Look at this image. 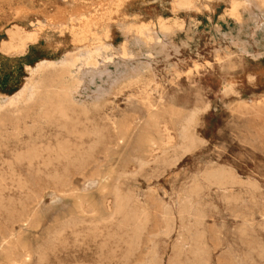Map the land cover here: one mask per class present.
Masks as SVG:
<instances>
[{
  "label": "rangeland",
  "instance_id": "374dc122",
  "mask_svg": "<svg viewBox=\"0 0 264 264\" xmlns=\"http://www.w3.org/2000/svg\"><path fill=\"white\" fill-rule=\"evenodd\" d=\"M177 1L178 0H0V32L12 29L15 26L32 30L37 28L36 26L40 23V31L43 34H48L49 32L54 34L56 31L59 35H65V37H57L56 40L53 41L56 45H63L60 51L52 57L53 61H45L40 63V65L60 62L67 58L69 54L70 56H74L81 51V49L86 48H93L94 51H96L98 47L103 46L101 52L105 53V60L102 59L103 56L98 57L99 63H102L99 64L97 68H100L101 72L94 76L95 78L87 76L85 74V68H81L80 71L77 70L75 72L74 75L76 81L74 80V77L70 78L71 82L74 80L78 85L76 88L72 89L73 92H75V101L79 107L77 110L88 109L93 112L89 113V116H84V118L81 113L79 114L77 112L78 114L74 113L77 115H71L72 118L74 116L80 122L82 121L81 124L83 126L80 125V129L86 127H88L87 129L89 131L93 129H101L105 135L104 144H101V147L100 145L95 147L93 150V158L90 159L89 162H86V164L85 162H59L54 159L53 155H48V149H54L59 144V141H69L72 145L80 143L79 140L74 137L71 138V136H68L66 132L63 131L62 125L65 122L57 118H51L47 121V119L44 120L40 114L38 115L37 113H34L20 124L18 127L20 130L16 131L11 126H8L4 131L0 132V224H2L0 225V244L2 246L4 245L2 249V246L0 245V255H2L0 257L7 258L9 254L8 259H12L14 264H24L25 262V264H49V262L50 264H76V262L77 264H84V262L85 264H119L122 261L124 263L122 262L121 264H146V261L148 262L147 264H149V262L153 264H156L157 262V264H197L199 263L198 258H196L193 253L195 246L194 238L200 235L202 236V245L200 247L204 249L206 248L205 251H208H206L205 259L202 261L203 264H207V262L208 264H264V16L257 8L253 7L248 0H235L237 5L239 4L238 8H242L239 10L240 16L242 17H240V20L235 19L231 15L228 16L230 14V5L232 6L234 0H194V5L192 7L193 10L191 8L192 11L190 9H176ZM194 7L196 9H194ZM81 16L83 18H81ZM72 18L79 21H77L78 29H86V35H79L77 39L74 38L70 30L73 25L70 21ZM128 18H130V20ZM163 20L170 26L168 28L169 31H161L160 23ZM62 24L65 28L61 27ZM144 24L148 26L146 31L147 35L144 33V35L141 36V39H138L140 35L137 34V29ZM68 25L70 27H68ZM88 30L89 32H87ZM171 31H173V33L175 32L174 35ZM106 32H108V34ZM153 32L156 34L153 35ZM91 38L94 41L91 40ZM104 38L108 41L106 42ZM145 40L148 43H146ZM149 42H151V44H149ZM127 43L129 44L126 45L127 49L132 54L130 56L131 58L124 57L121 54L122 45ZM138 43L140 45H138ZM144 44H148L149 46ZM159 44L162 45L160 46ZM162 46H165L167 49ZM154 50L155 52H153ZM156 53L160 54L156 55ZM217 53L219 55H217ZM40 65H38L36 69H28L30 75L28 79H26V82L33 76ZM132 69H138L136 71L137 73H130ZM119 77H122L119 83L113 85L112 81ZM101 88L109 90V93L104 97L106 100L103 98L100 105L98 104L100 107L98 106L97 109H95L97 101L94 99V95L98 89ZM142 89L144 91H142ZM21 90L22 88L15 94ZM149 92H151V95ZM198 93L199 95H197ZM15 94H11L9 97L0 98V102H6L7 99L9 100ZM104 103L108 104L105 105ZM188 111H193L192 114L195 116V124L193 125L191 132L196 138L197 146L192 152H189L182 157L180 150H178V145L180 144L179 132H181L180 121L189 117V115H192ZM195 111L197 112L198 117L195 115ZM90 115H92V117ZM115 119H117L116 122ZM85 121H88L89 124ZM125 122L130 124L133 123L132 132L125 143L120 145V150L116 141L117 130L115 129V123L117 127H119ZM29 126L31 127L29 128ZM144 134H148L160 145H162L163 142L166 143L168 141L166 136L170 135L171 145L169 144L168 147H172H170L165 154H163L161 150L154 153V155L158 156L156 159H148L150 162H142L143 164L140 162L134 163L136 160L133 158L137 156V152L135 151L137 150L138 140L143 138ZM108 137L111 141L107 140ZM85 142V148H89L94 144L92 143L94 142L92 138H86ZM29 147H38L37 149L42 153L39 160L29 163L27 161L18 160L16 155ZM114 150H118V152L121 151L122 153L120 152L118 155V152ZM101 152L103 154H101ZM99 153L102 156L98 155ZM169 154L172 157L169 156ZM109 157L111 158L110 160ZM179 157H182L180 161H178ZM174 162H177L175 167ZM107 163L108 167L105 166ZM138 163L142 166H139ZM143 167H145L146 170L145 168L143 169ZM223 168H227V170H230L232 173L234 172L235 180H237L232 184L226 186L223 185L220 188L216 182L207 180V173L205 172L206 170L209 172L211 169ZM87 169H89L91 173ZM106 170L110 171V173ZM141 170L146 172H142ZM101 172L103 174H101ZM76 173L79 175L77 176ZM7 174H9V177ZM84 175H86V177ZM63 177H65V181ZM67 178L69 179L67 180ZM131 178L133 179L131 180ZM195 178L198 181L195 180L194 182ZM120 179L122 181H120ZM118 180L120 182H118ZM192 180L194 182V187L195 184L199 182V186L201 187H199L198 190L193 191L194 188L191 187V185L193 186ZM134 181H136V183ZM67 183H71L70 186L69 184L66 186ZM55 185L58 187H55ZM124 185L127 187L125 188ZM114 186L116 187L114 188ZM118 186L120 188L122 186L121 189L124 190H119L120 188ZM184 186L186 189H184ZM62 187L67 192H64V190L61 191V189H63ZM70 189L73 193L69 191ZM187 189L192 191L189 192ZM127 190H133V194L129 191V194L131 193L132 195L130 194V196L128 194V196ZM261 190L263 193H261ZM125 191L126 194H124ZM258 191L261 192L259 193ZM116 193L117 195H115ZM80 194L81 196L79 198L82 197L81 199L78 198V195ZM90 194L94 196L95 200ZM114 195L115 197L120 196L122 203H124L123 209H121L119 213L118 209L114 207H117ZM192 195L194 196L191 197ZM36 196H39L40 198L38 197L37 199ZM181 196L184 197V199ZM260 196L262 197L260 198ZM69 197L72 198L70 199ZM128 197H131V200ZM32 198L35 201H33ZM136 199H138L137 202ZM197 199L200 200L198 201ZM77 200L79 203H77ZM185 200L188 201L186 202ZM194 200L196 202H194ZM231 200L235 203H231ZM253 200L255 202H253ZM184 201L186 203H184ZM188 202L190 203V206L188 205ZM26 203H28V205ZM76 203L78 205L80 204V209H76V206L78 207ZM181 204L182 206H185L180 208ZM192 204L194 205V208ZM229 204L231 206H229ZM29 205L30 207L27 208ZM37 205L39 209L37 208ZM186 205H188L189 208ZM200 206H202V208ZM184 207H187L185 213L182 211ZM5 208L6 210H4ZM113 208H115V213ZM134 208L135 210L133 211ZM140 208L143 210L141 209V211ZM71 209H73V211H71ZM179 209L182 211L181 214ZM188 209H191V211ZM26 211H28V213ZM188 211L190 213H187ZM199 211L202 213V216ZM28 214L30 218L28 217ZM141 214H144L143 217ZM185 214L188 216L187 218ZM139 215L140 218H138L137 221L136 218L139 217ZM5 217L6 219L4 222ZM123 217L126 218L121 222L124 225L121 224V226L119 225L120 227L115 225L116 223L120 224L119 221L124 219ZM21 218L22 221L19 220ZM62 218L63 220L57 221ZM184 218L186 220H184ZM24 219L27 220L24 221ZM98 219H103V222L100 221L102 224H100ZM109 219L111 220L109 221ZM141 219L145 221L143 222ZM36 220H40V222L38 221V223ZM78 220L81 222H78ZM84 220L87 222H84ZM105 220L108 221L105 222ZM20 221L22 224L19 223ZM125 221L127 222V225L129 223L128 227ZM168 221L170 223H168ZM24 222L28 224L26 225ZM77 222L81 224H78ZM131 222L132 224H130ZM9 223L10 225L14 223L16 224L10 226ZM63 223L65 227L62 226ZM174 223H176L175 226ZM34 224L36 225L35 227L33 226ZM3 225L4 227H2ZM37 225L41 226V228ZM78 225H80V227ZM32 226L38 230H35ZM93 226H97V228H94ZM165 226H167L168 229ZM105 227H109V229H106L108 232L104 231ZM121 227L122 229H120ZM139 227L141 229H139ZM185 227H187L186 230L184 229ZM58 228H60V230ZM126 228L129 231H126ZM180 229H182V231ZM47 230L50 232H47ZM88 230H90V233ZM199 230L200 232H198ZM76 231L78 233H76ZM95 231H100L102 233ZM114 231L117 233H114ZM109 232L111 234H109ZM48 233H52L51 235L53 236ZM79 233H82L81 236ZM114 234H116L115 237H113ZM122 235L123 237H121ZM23 236L24 239L21 238ZM93 236H96L95 239ZM168 236L170 237L168 238ZM63 237L67 239L64 241ZM85 237L88 242L84 240ZM118 237L119 239H117ZM126 237L128 239L131 238L133 241H130V239L128 240ZM109 238L111 239L110 242ZM141 238L143 239L142 241H140ZM23 240L25 244L29 245H22L21 242ZM51 240H53V242ZM73 240H75V242ZM95 240H97L96 243ZM184 240L185 242L187 240L189 245L190 243L192 244L190 246L187 243L182 245ZM66 241L70 243H67ZM125 241L127 242L126 245ZM135 241L138 242L136 243ZM6 242H8V245ZM42 242H46L48 245L46 243L43 244ZM51 242L52 244H50ZM205 242L208 245H206ZM41 243L43 246L40 245ZM119 243L121 244L118 245ZM67 244H71L69 245L71 248L67 247ZM85 244L87 246L86 248ZM185 245L186 248L180 247ZM60 246L62 248H60ZM64 246L65 248H63ZM105 246L106 248H104ZM109 246L110 250L107 248ZM125 246L127 248H125ZM260 246L261 248H259ZM24 248H26V250H24ZM144 248L146 249L143 251ZM1 250L3 252H1ZM54 250L55 252H53ZM107 250L111 253H108ZM132 250L134 251L132 252ZM136 250L139 255L135 253ZM4 251H7V255H5L6 253ZM106 253L112 255L107 257ZM151 253L153 256H150L152 255ZM15 254L17 256H15ZM35 254H37V256H35ZM117 254L120 259L122 258L121 261L118 259ZM100 257L101 259H99ZM174 257H179V259H177L178 261H175ZM2 258H0V264L8 261V259L1 260ZM29 258H31V260ZM131 258L133 260H131ZM248 258L252 262L249 261ZM17 261H19V263ZM13 262L8 261L9 264H13Z\"/></svg>",
  "mask_w": 264,
  "mask_h": 264
},
{
  "label": "bare ground",
  "instance_id": "6f19581e",
  "mask_svg": "<svg viewBox=\"0 0 264 264\" xmlns=\"http://www.w3.org/2000/svg\"><path fill=\"white\" fill-rule=\"evenodd\" d=\"M200 1V0H199ZM214 1V0H213ZM248 1H250L251 2V5L253 6V7H255V8H257L260 12H261V14L264 16V0H248ZM238 2V1H237ZM245 3V2H244ZM241 4V3H240ZM243 4V3H242ZM193 5H194V0H178L177 1V3H176V9H178V10H188V9H190L191 10V8L193 7ZM239 5V4H238ZM238 5H237V3L235 2V0L233 1V4H232V6L230 5V11H229V15L228 16H232V17H234L235 19H237V20H240V9H242V8H238ZM248 5V4H247ZM99 6V5H98ZM243 6V5H242ZM250 6V5H249ZM244 7V6H243ZM247 7V6H246ZM245 8V7H244ZM98 9H99V7H98ZM194 9H196L195 7H194ZM198 9V8H197ZM246 9V8H245ZM192 10H193V8H192ZM191 10V11H192ZM250 10V9H249ZM174 11V10H173ZM199 11V10H198ZM175 12V11H174ZM79 13H81V12H79ZM179 13V12H178ZM94 15V14H93ZM226 15V14H225ZM227 16V15H226ZM81 18H83L82 16H81ZM242 18V17H241ZM258 18V17H257ZM264 18V17H263ZM88 19V18H87ZM129 20H130V18H128ZM135 19V18H134ZM137 19H139V18H137ZM161 19V18H160ZM83 20V19H82ZM86 20V19H85ZM159 20V19H158ZM168 20V19H167ZM223 20V19H222ZM260 20V19H259ZM70 21H71V23H73V25H72V28H70V30H71V34L74 36V38L75 39H77L78 38V36L80 35H86V29L85 28H83V29H78L77 27H78V20L77 19H74V18H72V19H70ZM78 21V22H77ZM81 21V20H80ZM172 21V20H171ZM255 21V20H254ZM256 21H258V20H256ZM264 21V20H263ZM39 22V21H38ZM102 22V21H101ZM180 22H181V20H180ZM224 22V21H223ZM241 22V21H240ZM82 23V22H81ZM182 23V22H181ZM243 23V22H242ZM252 23V22H251ZM40 24V23H39ZM37 25V28L38 29H36V30H34L33 32H26V31H24L22 28H20V27H17V26H15V27H13L11 30H9L8 31V34H9V39H10V43L9 44H4L3 46L4 47H2V48H4V50H18V52L20 51V53H21V50H23L24 48H25V46H26V44L28 43V42H34V41H36L37 39H38V36H39V32H41L40 30H41V28H40V25ZM185 24V23H184ZM174 25V24H173ZM172 25V26H173ZM182 25V24H181ZM44 26V25H43ZM135 26V25H134ZM149 26H151V25H149ZM178 26V25H177ZM45 27V26H44ZM61 27L63 28L64 27V25L62 24L61 25ZM68 27H70L69 25H68ZM104 27V26H103ZM122 27V26H121ZM136 27V26H135ZM160 27H161V31H164V30H168V28L170 27L169 25H167L166 23H165V21L163 20L161 23H160ZM240 27H242V26H240ZM247 27H249V26H247ZM43 28V27H42ZM65 28V27H64ZM94 28V27H93ZM96 28V27H95ZM108 28V27H107ZM172 28V27H171ZM177 28V27H176ZM219 28V27H218ZM109 29V28H108ZM121 29V28H120ZM147 29H148V26H146L145 24L144 25H142V26H140L138 29H137V34H139L140 35V37L138 38V39H141V36L142 35H144V33H146V31H147ZM188 29V28H187ZM229 29V28H228ZM249 29V28H248ZM264 29V28H263ZM151 30V29H150ZM218 30V29H217ZM241 30V29H240ZM239 30V31H240ZM134 31H136V30H134ZM155 31V30H154ZM169 31V30H168ZM178 31V30H177ZM184 31V30H183ZM219 31V30H218ZM87 32H89V30L87 31ZM99 32H101V31H99ZM130 32H132V31H130ZM129 32V33H130ZM172 33H173V31H171ZM95 33V32H94ZM105 33V32H104ZM107 34H108V32H106ZM175 33V32H174ZM174 33H173V35H174ZM241 33V32H240ZM93 34V33H92ZM96 34V33H95ZM110 34V33H109ZM154 34H156V33H154L153 32V35ZM168 34V33H167ZM170 34V33H169ZM134 35H136V34H134ZM146 35H147V33H146ZM172 35V34H171ZM92 36V35H91ZM101 36V35H100ZM125 36V35H124ZM167 36V35H166ZM170 36V35H169ZM240 36V35H239ZM250 36V35H249ZM83 37V36H82ZM135 37V36H134ZM150 37H151V35H150ZM152 37H154V36H152ZM158 37V36H157ZM93 38V37H92ZM91 38V40H93V39H95V38H93L92 39ZM97 38H98V32H97ZM99 38H101V37H99ZM229 38V37H228ZM240 38V37H239ZM74 39V40H75ZM109 39V38H108ZM137 39V40H138ZM146 39V38H145ZM159 39V38H158ZM169 39V38H168ZM16 40H18L19 42V44L20 45H18V43H17V45L18 46H15V42H16ZM80 40V39H79ZM78 40V41H79ZM104 40H105V38H104ZM132 40V39H131ZM134 40V39H133ZM156 40V39H155ZM232 40H233V38H232ZM89 41V40H88ZM94 41V40H93ZM106 41V40H105ZM108 41V40H107ZM106 41V42H107ZM141 41V40H140ZM83 42H84V40H83ZM82 42V43H83ZM90 42V41H89ZM88 42V43H89ZM102 42V41H101ZM100 42V43H101ZM142 42V41H141ZM145 42H146V40H145ZM241 42H242V40H241ZM97 43V42H96ZM124 43V42H123ZM144 43V42H143ZM146 43H148V42H146ZM171 43H172V41H171ZM14 44V45H13ZM84 44V43H83ZM136 44V43H135ZM149 44H151V42H149ZM158 44V43H157ZM163 44V43H162ZM161 44V45H162ZM77 45V44H76ZM126 45H129L128 43L127 44H125V45H122V47H121V54L124 56V57H130L132 54L128 51V49H127V46ZM137 45V44H136ZM138 45H140L139 43H138ZM144 45H148V44H144ZM160 45V44H159ZM160 45V46H161ZM164 45V44H163ZM98 46V45H97ZM100 46V45H99ZM149 46V45H148ZM147 46V47H148ZM158 46V45H157ZM166 46V45H165ZM164 46V47H165ZM170 46H172V45H170ZM94 47V46H93ZM163 47V46H162ZM163 47V48H164ZM248 47H249V45H248ZM149 48V47H148ZM151 48V47H150ZM166 48V47H165ZM244 48V47H243ZM102 49H103V46H101V47H98V49L96 50V51H94V49L93 48H86V49H81V51H79L76 55H74V56H70V54H69V56L67 57V58H65V59H63L62 61H60V62H57V63H48V64H39L40 66L38 67V69L36 70V72L33 74V76L26 82V84L24 85V87L22 88V90L20 91V92H18L17 94H15L13 97H11L8 101L6 100V102H0V132L1 131H4V129L6 128V127H8V126H11L12 128H14L16 131L17 130H20L18 127L20 126V124L22 123V122H24L26 119H28L31 115H33L34 113H37L38 115L40 114L41 115V117H43L44 118V120L45 119H47V121H48V119H51V118H57V119H59V120H61V121H63V122H65V123H63V125H62V129H63V131H65L66 132V134L68 135V136H71V138L72 137H74L75 139H77V140H79L80 141V143L79 144H74V145H72L71 144V142H69V141H64V142H60L59 141V144L54 148V149H48L49 150V153H48V155L49 154H51V155H53V157H54V159L55 160H57V161H59V162H61V161H65V162H85V164H86V162H89V160L90 159H92L93 158V150L95 149V147L96 146H99L100 145V147H101V144H104V137H105V135L103 134V132L101 131V129L99 130V129H93V130H88L87 128L88 127H86V128H82V129H80L79 128V126L80 125H82L81 123H82V121L80 122L76 117H74L73 116V118H72V114H74V113H81L82 115H83V118H84V116H89V113H91L92 111H90V110H88V109H81L80 111H78L77 110V108H79L78 107V104L76 103V101H75V92H73V88H76L78 85H77V82H75L76 80H75V72L78 70V71H80V69L81 68H85V74L87 75V76H91V78H95L94 76H96L99 72H101L100 71V68H97L98 67V65L99 64H101V63H99V59H98V57L99 56H103V60H105V53L104 52H101L102 51ZM109 49V48H108ZM113 49V48H112ZM111 49V50H112ZM167 49V48H166ZM240 49V48H239ZM149 50V49H148ZM151 50H153V49H151ZM150 50V51H151ZM163 50H165V49H163ZM1 51V50H0ZM16 52V51H15ZM99 52H101V53H99ZM108 52V51H107ZM112 52H113V50H112ZM153 52H155V50L153 51ZM158 52H160V51H158ZM240 52V51H239ZM2 53V52H1ZM241 53V52H240ZM239 53V54H240ZM12 54H14V53H12ZM22 54V53H21ZM25 54V53H24ZM158 54H160V53H158ZM157 53H156V55H158ZM15 55V54H14ZM13 55V56H14ZM217 55H219L218 53H217ZM18 56V55H17ZM143 56V55H142ZM235 56V55H234ZM261 56V55H260ZM107 57V56H106ZM146 57V56H145ZM157 57V56H156ZM169 57V56H168ZM127 58V59H128ZM131 58V57H130ZM137 58V57H136ZM148 58V57H147ZM155 58V57H154ZM110 59V58H109ZM124 59V58H123ZM134 59V58H133ZM146 59V58H145ZM135 60V59H134ZM151 61V60H150ZM105 63V62H104ZM113 63V62H112ZM108 64V63H107ZM147 65V64H146ZM36 69V68H35ZM151 69V68H150ZM138 69H132V71L130 72V73H132V72H136ZM34 71V70H33ZM148 71H150V70H148ZM147 71V72H148ZM137 73V72H136ZM135 73V74H136ZM144 73H146V72H144ZM79 74V73H78ZM77 74V75H78ZM141 74V73H140ZM149 74V73H148ZM131 75V74H130ZM139 75V74H138ZM143 75V74H142ZM99 76V75H98ZM179 76V75H178ZM72 77H74V80H73V82H71V80H70V78H72ZM77 77V76H76ZM108 77H109V75H108ZM107 77V78H108ZM130 77V76H129ZM139 77V76H138ZM138 77H137V79H138ZM141 77V76H140ZM153 77V76H152ZM122 77H119V78H117L116 80H114V81H112V84L113 85H117V83H119V81H120V79H121ZM128 78V77H127ZM132 78V77H131ZM131 78H129V79H131ZM143 78H144V76H143ZM174 78V77H173ZM83 79V78H82ZM145 79H147V78H145ZM94 80V79H93ZM135 80V79H134ZM139 80V79H138ZM148 80V79H147ZM152 80H153V78H152ZM126 81H127V79H126ZM149 81H151V80H149ZM111 82V81H110ZM152 82V81H151ZM129 83V82H128ZM172 83V82H171ZM107 84H109V83H107ZM111 84V83H110ZM142 84V83H141ZM151 84V83H150ZM112 85V86H113ZM125 85V84H124ZM129 85H131V84H129ZM135 85V84H134ZM228 85V84H227ZM132 86V85H131ZM135 86H137V85H135ZM150 86V85H149ZM153 86V85H152ZM99 87V86H98ZM118 87V86H117ZM122 88V87H121ZM138 88V87H137ZM136 88V89H137ZM147 88V87H146ZM97 89V88H96ZM111 89V88H110ZM115 89V88H114ZM150 89V88H149ZM149 89H147V90H149ZM158 89V88H157ZM138 90H140V89H138ZM155 90H156V88H155ZM115 91V90H114ZM137 91V90H136ZM142 91H144L143 89H142ZM138 92V91H137ZM141 92V91H140ZM224 92V91H223ZM109 93V90H107V89H104V88H101V89H98V91L95 93V95H94V99L97 101V105L95 106V109H97V107L100 105V102L102 101V99L105 97V96H107V94ZM118 93V92H117ZM121 93V92H120ZM150 93V95H151V92H149ZM229 93V92H228ZM144 94H146V93H144ZM197 95H199V93L197 94ZM229 95V94H228ZM114 96H115V94H114ZM201 96V95H200ZM110 97V96H109ZM138 97V96H137ZM116 98V97H115ZM105 99V98H104ZM133 99V98H132ZM136 99V98H135ZM160 99V98H159ZM2 100V99H1ZM106 100V99H105ZM104 100V101H105ZM112 102V101H111ZM164 103V102H163ZM204 103V102H203ZM202 103V104H203ZM99 104V105H98ZM105 105L106 104H108V103H104ZM103 104V105H104ZM159 104V103H158ZM200 104V103H199ZM200 106V105H199ZM208 106V105H207ZM100 107V106H99ZM103 107V106H102ZM150 107H152V106H150ZM209 107V106H208ZM207 107V108H208ZM149 108V107H148ZM153 108V107H152ZM204 108V107H203ZM211 108V107H210ZM99 109V108H98ZM140 110V109H139ZM196 110V109H195ZM98 111V110H97ZM141 111V110H140ZM202 111H205V110H202ZM188 112H190V111H188ZM77 113V114H78ZM93 113V112H92ZM141 113V112H140ZM144 113V112H143ZM180 113V112H179ZM193 113V111L192 112H190V114H192ZM195 115L197 116V112L195 111ZM77 114H74V115H77ZM144 115H145V113H144ZM147 115V114H146ZM175 115V114H174ZM202 115V114H201ZM37 116V115H36ZM91 117H92V115H90ZM136 116V115H135ZM33 117V116H32ZM80 117V116H79ZM78 117V118H79ZM138 117V116H137ZM143 117V116H142ZM174 117V116H173ZM198 117V116H197ZM106 118H108V117H106ZM123 118V117H122ZM138 118H140V117H138ZM145 118H146V116H145ZM37 119H38V117H37ZM100 119V118H99ZM120 119V118H119ZM134 119H136V118H134ZM144 119V118H143ZM150 119V118H149ZM33 120H35V119H33ZM111 120V119H110ZM116 120L117 119H115V122H116ZM122 120V119H121ZM137 120V119H136ZM139 120V119H138ZM154 120H155V117H154ZM37 121V120H36ZM58 121V120H57ZM97 121V120H96ZM103 121V120H102ZM108 121V120H107ZM126 121V120H125ZM145 121V120H144ZM144 121H143V123H144ZM197 121H198V119H197ZM27 122V121H26ZM32 122V121H31ZM50 122V121H49ZM55 122V121H54ZM86 122V121H85ZM111 122V121H110ZM140 122V121H139ZM199 122H200V120H199ZM86 123H88V121L86 122ZM86 123H83V124H86ZM103 123V122H102ZM104 123H105V121H104ZM132 123V122H131ZM62 124V123H61ZM89 124V123H88ZM98 124H99V120H98ZM120 124V123H119ZM195 124V116L192 114L191 116L189 115V117H187V118H184L183 120H181L180 121V125H181V132H179V134H180V144L178 145V150H180V152H181V156L183 157V156H185V154H187V153H189V152H192L195 148H196V146H197V142H196V138L194 137V135H192V132H191V130H192V128H193V125ZM26 125V124H25ZM24 125V126H25ZM50 125V124H49ZM54 125H56V124H54ZM102 125V124H101ZM100 125V126H101ZM106 125H108V124H106ZM112 125V124H111ZM132 125H133V123L132 124H130V123H127V122H125V123H122L119 127H117V125H116V123H115V129L117 130V135H116V141H117V146L120 148V145H123L124 143H125V141L129 138V136L131 135V130H132ZM155 125H157V124H155ZM23 126V127H24ZM83 126V125H82ZM88 126V125H87ZM138 126V125H137ZM141 126V125H140ZM31 126H29V128H30ZM81 127V126H80ZM101 127H103V126H101ZM107 127V126H106ZM113 127V126H112ZM135 127V126H134ZM134 127H133V129H134ZM22 128V127H21ZM37 128V127H36ZM59 128V127H58ZM98 128H99V125H98ZM104 128V127H103ZM198 128H199V126H198ZM40 129V128H39ZM106 129V128H105ZM110 129V128H109ZM108 129V130H109ZM138 129V128H137ZM23 130H25V129H23ZM112 130V129H111ZM115 130V131H116ZM62 131V130H61ZM62 131V132H63ZM142 131V130H141ZM144 131V130H143ZM109 132V131H108ZM135 132V131H134ZM137 132V131H136ZM106 133V132H105ZM140 133V132H139ZM112 134V133H111ZM195 134V133H194ZM138 135V134H137ZM108 136H111V135H108ZM114 136V135H113ZM179 136V135H178ZM136 137V136H135ZM86 138H92L93 139V141L94 142H92V143H94L93 144V146H91V147H89V148H85L84 146V144L86 143L85 142V139ZM137 138V137H136ZM166 138L168 139V141L166 142V143H162V145H160L157 141H155L154 139H152L148 134H144V137L143 138H141V139H139L138 140V144H137V150L135 151V152H137V156H135V158H133V159H135L136 161H134V163H136V162H140V163H142V162H150V160H148V159H150V158H152V159H156V157L158 156V155H154V153H156V152H158V151H162V153L163 154H165L166 153V151L170 148V147H172V146H169L168 147V145L170 144V135H167L166 136ZM69 139V138H68ZM65 140H67V139H65ZM71 140H73V139H71ZM108 141L110 140L109 139V137H108V139H107ZM114 140V139H113ZM135 140V139H134ZM111 141V140H110ZM115 141V140H114ZM75 142V141H74ZM73 142V143H74ZM91 143V142H90ZM111 143V142H110ZM113 143V142H112ZM203 143V142H202ZM54 144V143H53ZM57 144V143H56ZM133 144V143H132ZM47 145V144H46ZM87 145V144H86ZM89 145V144H88ZM114 145V144H113ZM171 145V144H170ZM30 146V145H29ZM40 146V145H39ZM90 146V145H89ZM111 146V145H110ZM42 147V146H41ZM48 147V146H47ZM47 147H44V148H47ZM53 147H54V145H53ZM99 147V148H100ZM104 147V146H103ZM38 148V147H37ZM36 147H29V148H27V149H25V150H23V151H21V153L19 152L16 156H17V159L18 160H23V161H27L28 163L29 162H34V161H36V160H39V158L41 157V155H42V153L37 149ZM52 148V147H51ZM105 148V147H104ZM107 148V147H106ZM175 148V147H174ZM173 148V149H174ZM177 148V147H176ZM129 149H130V146H129ZM109 150V149H108ZM120 150H121V148H120ZM134 150H135V148H134ZM99 151H102V150H99ZM110 151H111V149H110ZM114 151H116V150H114ZM116 152H118V150L116 151ZM121 152V151H120ZM120 152H118V155L120 154ZM98 153V152H97ZM122 153V152H121ZM128 153V152H127ZM101 154H103L102 152H101ZM100 153L98 154V155H101ZM116 154V153H115ZM125 154V153H124ZM47 155V154H46ZM48 155H47V157H48ZM114 155V154H113ZM117 155V154H116ZM168 155V154H167ZM95 156V155H94ZM102 156V155H101ZM143 156H144V159H143ZM166 156V155H165ZM169 156H171L170 154H169ZM107 157H108V155H107ZM116 157V156H115ZM118 157V156H117ZM167 157V156H166ZM172 157V156H171ZM182 157H179L178 158V161H180V159L182 158ZM15 158V157H14ZM114 158V157H113ZM161 158V157H160ZM45 159H47V158H45ZM96 159V158H95ZM111 158L109 157V160H110ZM163 159H164V157H163ZM166 159V158H165ZM105 160V159H104ZM103 160V161H104ZM11 161V160H10ZM14 161H16V160H14ZM98 161V160H97ZM18 162V161H17ZM51 162V161H50ZM54 162V161H53ZM111 162V161H110ZM8 163H9V161H8ZM95 163V162H94ZM155 163V162H154ZM175 163V162H174ZM177 163V162H176ZM176 163L174 164V167H175V165H176ZM11 164V163H10ZM38 164V163H37ZM47 164V163H46ZM57 164V163H56ZM64 164V163H63ZM71 164V163H70ZM143 164V163H142ZM157 164H159V163H157ZM28 165H30V164H28ZM42 165V164H41ZM67 165H69V164H67ZM73 166H75L74 164H72ZM79 165V164H78ZM88 165V164H87ZM137 165V164H136ZM138 165H139V163H138ZM141 165V164H140ZM139 165V166H140ZM154 165V164H153ZM161 165V164H160ZM178 165V164H177ZM43 166V165H42ZM91 166H92V164H91ZM105 166H107L108 167V163H107V165H105ZM142 166V165H141ZM148 166H150V165H148ZM104 167V166H103ZM210 167V166H209ZM213 167V166H212ZM223 167V166H222ZM65 168V167H64ZM82 168V167H81ZM141 168V167H140ZM145 167H143V169H144ZM163 168V167H162ZM228 168V167H227ZM227 168H223V169H214V170H212L211 169V171H209V172H207V170H206V172L205 173H207V180H209V181H214V182H216V184H218L219 186H220V188H221V186H223V185H228V184H232L234 181H236L235 180V176H234V172L232 173L230 170H227ZM67 169V168H66ZM76 169H77V167H76ZM84 169V168H83ZM114 169V168H113ZM154 169V168H153ZM164 169V168H163ZM168 169V168H167ZM170 169V168H169ZM73 170V169H72ZM78 170V169H77ZM81 170V169H80ZM87 170H89V169H87ZM99 170V169H98ZM110 170V169H109ZM145 170H146V168H145ZM148 170V169H147ZM84 171H86V170H84ZM102 171V170H101ZM107 171V170H106ZM122 171V170H121ZM120 171V172H121ZM142 172L144 171V170H141ZM164 171H167V170H164ZM60 172V171H59ZM65 172V171H64ZM73 172H74V170H73ZM82 172H83V170H82ZM81 172V173H82ZM89 172H90V170H89ZM94 172V171H93ZM96 172H97V170H96ZM99 172H100V170H99ZM105 172V171H104ZM108 173H110V171H107ZM112 172V171H111ZM144 172H146V171H144ZM153 172V171H152ZM55 173V172H54ZM62 173V172H61ZM75 173V172H74ZM91 173V172H90ZM106 173V172H105ZM119 173V172H118ZM129 173V172H128ZM151 173V172H150ZM165 173V172H164ZM55 174H57V173H55ZM54 174V175H55ZM69 174V173H68ZM77 174V173H76ZM93 174V173H92ZM95 174V173H94ZM101 174H103L102 172H101ZM123 174V173H122ZM137 174V173H136ZM139 174V173H138ZM141 174V173H140ZM8 175V177H9V174H7ZM11 175V174H10ZM13 175V174H12ZM62 175V174H61ZM79 174H77V176H78ZM96 175V174H95ZM142 175V174H141ZM15 176V175H14ZM52 176H53V174H52ZM68 176V175H67ZM72 176H73V174H72ZM76 176V175H75ZM85 177H86V175H84ZM107 176H108V174H107ZM123 176H124V174H123ZM165 176V175H164ZM197 176H198V174H197ZM205 176V177H206ZM104 177H106V176H104ZM121 177V176H120ZM134 177V176H133ZM138 177H140V176H138ZM142 177V176H141ZM147 177V176H146ZM0 178H1V176H0ZM11 178V177H10ZM14 178V177H13ZM49 178V177H48ZM64 178V181H65V177H63ZM103 178V177H102ZM119 178V177H118ZM143 178V177H142ZM238 178V177H237ZM61 179V178H60ZM69 178H67V180H68ZM99 179V178H98ZM101 179V178H100ZM133 178H131V180H132ZM135 179V178H134ZM149 179V178H148ZM66 180V181H67ZM72 180H73V178H72ZM72 180H71V182H72ZM127 180V179H126ZM130 180V181H131ZM195 180H196V178L194 179V182H195ZM203 180V179H202ZM62 181V180H61ZM120 181H122L121 179H120ZM119 180H118V182H120ZM124 181V180H123ZM196 181H198V180H196ZM201 181V180H200ZM18 182V181H17ZM108 182V181H107ZM132 182V181H131ZM135 183H136V181H134ZM133 182V183H134ZM192 182H193V180H192ZM194 182L192 183L193 184V186L191 185V187L192 188H194L193 189V191L194 190H198V188L199 187H201V186H199V182L198 183H196L195 184V187H194ZM60 183V182H59ZM207 183V182H206ZM211 183V182H210ZM238 183V182H237ZM12 184H13V182H12ZM68 184L69 183H67V185L66 186H68ZM71 184V183H70ZM70 184H69V186H70ZM73 184V183H72ZM100 184H102V183H100ZM119 184V183H118ZM121 184V183H120ZM125 184V183H124ZM127 184V183H126ZM213 184V183H212ZM215 184V185H216ZM57 185V184H56ZM55 185V187H58V186H56ZM64 185H65V183H64ZM122 185V184H121ZM258 185H260V184H258ZM52 186H53V184H52ZM51 186V187H52ZM74 186V185H73ZM209 186H210V184H209ZM217 186V185H216ZM218 186V187H219ZM116 186H114V188H115ZM119 187V186H118ZM124 187L126 188L127 186H125L124 185ZM123 187V188H124ZM217 187V188H218ZM11 188V187H10ZM54 188V187H53ZM52 188V189H53ZM63 188V187H62ZM75 188V187H74ZM120 188V187H119ZM121 188H122V186H121ZM119 189V190H124V189ZM192 188H190V189H192ZM213 188V187H212ZM59 189H60V187H59ZM59 189H57V190H59ZM72 189V188H71ZM71 189L69 190L70 192H71ZM101 189V188H100ZM135 189V188H134ZM184 189H186L185 188V186H184ZM210 189V188H209ZM254 189V188H253ZM255 189H256V186H255ZM23 190V189H22ZM25 190V189H24ZM29 190V189H28ZM62 190H64V188L63 189H61V191ZM188 191H189V189H187ZM202 190V189H201ZM232 190V189H231ZM250 190V189H249ZM60 191V190H59ZM58 191V192H59ZM60 191V192H61ZM74 191V190H73ZM113 191H114V189H113ZM130 191V190H129ZM129 191L127 190V195L129 194ZM133 191V190H132ZM132 191H130L131 193H132ZM186 191V190H185ZM190 191H192V190H190ZM189 191V192H190ZM246 191H248V190H246ZM252 191V190H251ZM250 191V192H251ZM262 191V190H261ZM260 191V192H261ZM64 192H67V191H65L64 190ZM80 192V191H79ZM123 192V191H122ZM121 192V193H122ZM179 192H180V190H179ZM205 192V191H204ZM210 192V191H209ZM242 192V191H241ZM240 192V193H241ZM249 192V191H248ZM259 192V191H258ZM259 192V193H260ZM27 193V192H26ZM71 193H73V192H71ZM78 193V192H77ZM114 193V192H113ZM112 193V194H113ZM119 193V192H118ZM130 193V194H131ZM136 193V192H135ZM199 193V192H198ZM236 193V192H235ZM247 193V192H246ZM261 193H263V191L261 192ZM38 194V193H37ZM69 194V193H68ZM79 194V193H78ZM123 194V193H122ZM124 194H126V191L124 192ZM129 194V195H130ZM133 194V193H132ZM131 194V195H132ZM195 194V193H194ZM200 194V193H199ZM252 194V193H251ZM23 195V194H22ZM27 195V194H26ZM39 195V194H38ZM74 195V194H73ZM84 195V194H83ZM86 195V194H85ZM90 195H92V194H90ZM115 195H117V193L115 194ZM115 195H114V197H115ZM119 195V194H118ZM128 195V196H129ZM130 195V196H131ZM184 195V194H183ZM222 195V194H221ZM25 196V195H24ZM30 196H31V194H30ZM81 196V194L80 195H78V198ZM93 196V195H92ZM112 196V195H111ZM194 195H192L191 197H193ZM241 196V195H240ZM252 196V195H251ZM37 197V196H36ZM39 197V196H38ZM38 197H37V199H38ZM42 197V196H41ZM83 197H85V196H83ZM124 197V196H123ZM127 197V196H126ZM134 197H135V194H134ZM179 197V196H178ZM182 197V196H181ZM190 197V196H189ZM201 197V196H200ZM199 197V198H200ZM228 197H229V195H228ZM236 197V196H235ZM247 197H248V195H247ZM250 197V196H249ZM254 197V196H253ZM262 196H260V198H261ZM40 198V197H39ZM43 198V197H42ZM70 198V197H69ZM72 198V197H71ZM70 198V199H71ZM76 198V197H75ZM74 198V199H75ZM82 198V197H81ZM81 198H79V199H81ZM93 199H94V196L92 197ZM96 198V197H95ZM129 198V197H128ZM131 198V197H130ZM129 198V199H130ZM132 198H133V196H132ZM183 199H184V197H182ZM240 198V197H239ZM33 199V198H32ZM31 199V200H32ZM100 199V198H99ZM116 199V200H115ZM115 201H116V203H117V207L116 206H114L115 208H117L118 209V213L120 212V210L121 209H123V204L124 203H122V200H121V198H120V196H117V197H115ZM134 199V198H133ZM188 199V198H187ZM228 199V198H227ZM230 199H231V197H230ZM25 200H26V198H25ZM73 200V199H72ZM95 200V199H94ZM110 200V199H109ZM131 200V199H130ZM137 200L138 199H136V202H137ZM179 200V199H178ZM177 200V201H178ZM198 200V199H197ZM200 200V199H199ZM198 200V201H199ZM229 200V199H228ZM238 200V199H237ZM236 200V201H237ZM255 200V199H254ZM253 200V202H255ZM259 200V199H258ZM1 201V200H0ZM19 201V200H18ZM24 201V200H23ZM27 201V200H26ZM33 201H35L34 199H33ZM32 201V202H33ZM37 201H39V200H37ZM36 201V202H37ZM74 201V200H73ZM78 201V200H77ZM99 201V200H98ZM107 201V200H106ZM135 201V200H134ZM186 201V200H185ZM184 201V203H186ZM222 201H223V199H222ZM226 201V200H225ZM232 201V200H231ZM240 201H241V199H240ZM243 201H244V199H243ZM7 202V201H6ZM126 202V201H125ZM192 202V201H191ZM194 202H196L195 200H194ZM245 202V201H244ZM243 202V203H244ZM34 203V202H33ZM39 203H41V202H39ZM39 203H38V205H39ZM77 203H79V201L77 202ZM76 203V204H77ZM81 203V202H80ZM100 203V202H99ZM106 203V202H105ZM133 203H135V202H133ZM183 203V202H182ZM183 203V204H184ZM202 203V202H201ZM231 203H235V202H231ZM2 204V203H1ZM4 204V203H3ZM27 205H28V203H26ZM29 204H31V203H29ZM36 204V203H35ZM85 204V203H84ZM137 204H139V203H137ZM190 203L188 202V205H189ZM38 205H37V208H38ZM78 205V204H77ZM80 205V204H79ZM79 205H78V207L76 206V209H78L79 208ZM87 205V204H86ZM99 205V204H98ZM132 205H135V204H132ZM179 205V204H178ZM188 205H186L187 207H188ZM193 205V204H192ZM200 205V204H199ZM209 205V204H208ZM5 206H6V204H5ZM10 206V205H9ZM8 206V207H9ZM102 206V205H101ZM125 206H126V204H125ZM183 206H185V205H183ZM182 206V204L180 205V208H182L183 207ZM190 206V205H189ZM207 206V205H206ZM205 206V207H206ZM229 206H231L230 204H229ZM28 207H30V205L29 206H27V208ZM32 207V206H31ZM106 207V206H105ZM128 207V206H127ZM137 207V206H136ZM141 207V206H140ZM145 207V206H144ZM144 207H143V209H144ZM186 207V208H187ZM192 207V206H191ZM201 208H202V206H200ZM11 208V207H10ZM33 208V207H32ZM115 208H113L114 209V213H115ZM129 208H130V206H129ZM185 207L183 208V212L185 213L186 212V209ZM189 208V207H188ZM193 208H194V205H193ZM35 209V208H34ZM39 209V208H38ZM80 209V208H79ZM102 209V208H101ZM117 209H116V211H117ZM139 209V208H138ZM142 208H140V210H141ZM142 209V210H143ZM178 209V208H177ZM207 209V208H206ZM4 210H6V208L4 209ZM14 210V209H13ZM29 210V209H28ZM36 210V209H35ZM126 210H127V208H126ZM132 210V209H131ZM135 210V208L133 209V211ZM141 210V211H142ZM145 210V209H144ZM171 210V209H170ZM169 210V211H170ZM180 210V209H179ZM188 210H190L191 211V209H188ZM204 210V209H203ZM216 210V209H215ZM32 211H34V210H32ZM31 211V212H32ZM38 211V210H37ZM71 211H73V209H71ZM111 211V210H110ZM172 211H173V209H172ZM181 210H180V214H181V212H182ZM11 212V211H10ZM15 212V211H14ZM27 213H28V211H26ZM35 212V211H34ZM136 212V211H135ZM135 212H133V213H135ZM200 212V211H199ZM3 213V212H2ZM24 213V212H23ZM29 213H30V211H29ZM37 213V212H36ZM39 213V212H38ZM74 213V212H73ZM73 213H72V215H73ZM84 213V212H83ZM103 213V212H102ZM113 213V214H114ZM178 213V212H177ZM187 213H190L189 211L187 212ZM201 213V212H200ZM33 214V213H32ZM80 214H82V213H80ZM79 214V215H80ZM87 214V213H86ZM104 214V213H103ZM102 214V215H103ZM122 214V213H121ZM128 214V213H127ZM179 214V215H180ZM197 214V213H196ZM13 215H14V213H13ZM26 215V214H25ZM31 215V214H30ZM72 215H71V217H72ZM75 215H76V213H75ZM93 215H95V214H93ZM116 215H117V212H116ZM137 215V214H136ZM142 215V214H141ZM144 215V214H143ZM143 215H142V217H143ZM179 215H177L178 217H180ZM191 215V214H190ZM195 215V214H194ZM21 216V215H20ZM38 216V215H37ZM123 216H124V213H123ZM129 216V215H128ZM182 216V215H181ZM185 216H186V214H185ZM184 216V217H185ZM201 216H202V213H201ZM2 217H4V216H2ZM1 217V218H2ZM16 217V216H15ZM18 217V216H17ZM27 217V216H26ZM28 217H29V214H28ZM70 217V216H69ZM69 217H67V218H69ZM75 217V216H74ZM110 217H111V215H110ZM118 217V216H117ZM119 217H120V215H119ZM118 217V218H119ZM130 217H131V215H130ZM141 217V218H142ZM150 217V216H149ZM152 217V216H151ZM188 216H186V218H187ZM191 217V216H190ZM189 217V218H190ZM205 217H206V215H205ZM257 217V216H256ZM13 218V217H12ZM22 218H23V216H22ZM22 218L21 219H19V220H21L22 221ZM25 218V217H24ZM30 218V217H29ZM66 218V217H65ZM76 218V217H75ZM112 218H113V216H112ZM124 218V217H123ZM128 218V217H127ZM138 218H140V215H139V217H137L136 218V220L138 221ZM197 218V217H196ZM195 218V219H196ZM5 219H6V217L4 218V222H5ZM8 219V218H7ZM105 219V218H104ZM126 218H124V219H121V221H119L120 222V224H115V225H117V226H121V224H123V223H121L122 222V220H125ZM201 219V218H200ZM204 219V218H203ZM9 220V219H8ZM25 220H27V219H24V221ZM31 220V219H30ZM59 220H63V218L62 219H58L57 221H59ZM66 220V219H65ZM68 220V219H67ZM71 220V219H70ZM89 220V219H88ZM96 220H97V218H96ZM99 220V222L101 221V222H103L102 220H100V219H98ZM111 219H109V221H110ZM115 220V219H114ZM117 220V219H116ZM128 220H130V219H128ZM142 220V219H141ZM147 220V219H146ZM150 220H152V219H150ZM165 220V219H164ZM184 220H186L185 218H184ZM194 220V219H193ZM14 221V220H13ZM12 221V222H13ZM16 221H18V220H16ZM21 221L19 222V223H21ZM33 221H35V220H33ZM37 222L39 221L40 222V220H36ZM75 221V220H74ZM80 220H78V222H79ZM86 220H84V222H85ZM108 221V220H107ZM106 220H105V222H107ZM112 221H113V219H112ZM127 221V220H126ZM125 221V222H126ZM131 221H133V220H131ZM143 221V220H142ZM145 221V220H144ZM143 221V222H144ZM170 221V220H169ZM168 221V223H170ZM6 222H8V221H6ZM15 222V221H14ZM38 222V223H39ZM69 222V221H68ZM67 222V223H68ZM76 222V221H75ZM77 222V223H78ZM81 222V221H80ZM83 222V221H82ZM87 222V221H86ZM91 222V221H90ZM89 222V223H90ZM97 222V221H96ZM99 222H98V224H99ZM100 222V224H102ZM118 222V223H119ZM124 222V221H123ZM166 222V221H165ZM173 222H174V220H173ZM183 222H185V221H183ZM187 222V221H186ZM200 222H201V220H200ZM1 223V222H0ZM16 223H18V222H16ZM16 223H14V224H16ZM25 224H26V222H24ZM33 223V222H32ZM36 223V222H35ZM38 223H36V224H38ZM71 223V222H70ZM95 223V222H94ZM134 223V222H133ZM138 223V222H137ZM136 223V224H137ZM5 224V223H4ZM14 224H11L10 225V223H9V225L10 226H12V225H14ZM22 224V223H21ZM28 224V223H27ZM26 224V225H27ZM78 224H81V223H78ZM104 224V223H103ZM130 224H132V222L130 223ZM135 224V225H136ZM152 224V223H151ZM175 224L176 223H174V226H175ZM180 224V223H179ZM185 224V223H184ZM188 224V223H187ZM0 225H2V224H0ZM59 225V224H58ZM70 225V224H69ZM86 225H88V224H86ZM90 225V224H89ZM92 225H94V224H92ZM95 225H96V223H95ZM107 225H108V223H107ZM110 225V224H109ZM124 225V224H123ZM126 225H127V222H126ZM128 225H129V223H128ZM128 225H127V227H128ZM139 225V224H138ZM149 225V224H148ZM167 225V224H166ZM173 225V224H172ZM190 225V224H189ZM17 226V225H16ZM34 227L36 226L35 224L33 225ZM32 226V227H33ZM37 226H39V225H37ZM62 226H64V223L62 224ZM74 226V225H73ZM79 227H80V225H78ZM83 226H84V224H83ZM99 226V225H98ZM101 226V225H100ZM116 226V227H117ZM119 226V227H120ZM133 226V225H132ZM131 226V227H132ZM171 226V225H170ZM184 226H186V225H184ZM192 226V225H191ZM190 226V227H191ZM2 227H4V225L2 226ZM6 227V226H5ZM8 227V226H7ZM15 227V226H14ZM33 227V228H34ZM40 228H41V226H39ZM53 227V226H52ZM65 227V226H64ZM86 227V226H85ZM94 228H97V226L95 227V226H93ZM102 227V226H101ZM110 227H111V225H110ZM157 227L159 228V226L157 225ZM162 227V226H161ZM167 229H168V227L167 226H165ZM183 227V226H182ZM195 227V226H194ZM193 227V228H194ZM261 227V226H260ZM1 228V227H0ZM11 228V227H10ZM13 228V227H12ZM70 228V227H69ZM74 228V227H73ZM81 228H82V226H81ZM80 228V229H81ZM87 228H88V226H87ZM92 228V227H91ZM115 228V227H114ZM130 228V227H129ZM133 228V227H132ZM135 228V227H134ZM144 228V227H143ZM171 228V227H170ZM169 228V229H170ZM180 228H181V226H180ZM186 228L187 227H185L184 229L186 230ZM189 228V227H188ZM205 228V227H204ZM263 228V227H262ZM262 228H260V229H262ZM6 229V228H5ZM14 229V228H13ZM19 229H20V227H19ZM32 229V228H31ZM35 229V228H34ZM37 229V228H36ZM35 229V230H36ZM59 230H60V228H58ZM65 229V228H64ZM67 229V228H66ZM106 229H109V227L108 228H106L105 227V230L104 231H107ZM119 229V228H118ZM120 229H122V227L120 228ZM139 229H141L140 227H139ZM191 229V228H190ZM4 230V229H3ZM8 230V229H7ZM25 230V229H24ZM38 230V229H37ZM50 230V229H49ZM52 230V229H51ZM58 230V231H59ZM63 230V229H62ZM86 230V229H85ZM94 230V229H93ZM100 230V229H99ZM126 231L128 230L127 228L125 229ZM136 230V229H135ZM134 230V231H135ZM148 230V229H147ZM173 230V229H172ZM181 231H182V229H180ZM193 230V229H192ZM241 230V229H240ZM1 231V230H0ZM11 231V230H10ZM9 231V232H10ZM21 231V230H20ZM20 231H18V232H20ZM53 231V230H52ZM51 231V232H52ZM56 231V230H55ZM57 231V232H58ZM77 231H80V230H77ZM76 231V233H78ZM90 230H88V232H89ZM101 231H102V229H101ZM103 231V232H104ZM123 231V230H122ZM129 231V230H128ZM142 231V230H141ZM191 231V230H190ZM4 232V231H3ZM6 232V231H5ZM16 232V231H15ZM24 232V231H23ZM47 232H50V231H48L47 230ZM46 232V233H47ZM61 232H63V231H61ZM60 232V233H61ZM68 232V231H67ZM71 232V231H70ZM73 232H75V231H73ZM83 232V231H82ZM95 232H99V233H102V232H100V231H95ZM108 232V231H107ZM111 232H113V231H111ZM119 232V231H118ZM125 232V231H124ZM133 232V231H132ZM139 232V231H138ZM144 232V231H143ZM170 232V231H169ZM198 232H200V230L198 231ZM14 233V232H13ZM12 233V234H13ZM52 233H54V232H52ZM51 233V234H52ZM90 233V232H89ZM93 234H95L94 232H92ZM114 233H117L116 231H114ZM125 233H127V232H125ZM131 233V232H130ZM145 233V232H144ZM191 233V232H190ZM25 234V233H24ZM43 234V233H42ZM45 234V233H44ZM48 234H50V233H48ZM50 234V235H51ZM74 234V233H73ZM72 234V235H73ZM82 234V233H81ZM81 234L79 233V235L81 236ZM104 234H105V232H104ZM108 234V233H107ZM109 234H111L110 232H109ZM132 234V233H131ZM139 234V233H138ZM142 234V233H141ZM140 234V235H141ZM186 234V233H185ZM3 235V234H2ZM8 235H9V233H8ZM18 235V234H17ZM45 235H47V234H45ZM68 235V234H67ZM71 235V236H72ZM87 235H90V234H87ZM97 235V234H96ZM113 235V234H112ZM126 235V234H125ZM125 235H124V237H125ZM127 235H129V234H127ZM161 235V234H160ZM163 235V234H162ZM166 235H167V233H166ZM168 235H169V233H168ZM172 235V234H171ZM170 235V236H171ZM188 235V234H187ZM190 235V234H189ZM208 235V234H207ZM10 236V235H9ZM42 236V235H41ZM41 236H40V238H41ZM49 236V235H48ZM48 236H45V237H48ZM51 236H53V235H51ZM83 236H85V235H83ZM98 236H100V235H98ZM116 236V234H114V236L113 237H115ZM144 236V235H143ZM142 236V237H143ZM155 236V235H154ZM164 236V235H163ZM170 236H168V238L170 237ZM195 236V235H194ZM1 237V236H0ZM15 237V236H14ZM26 237H27V235H26ZM56 237H57V235H56ZM56 237H54V238H56ZM59 237H60V235H59ZM64 237H65V235H64ZM63 237V238H64ZM88 237V236H87ZM94 237V236H93ZM96 237V236H95ZM95 237H94V239H95ZM103 237H105V236H103ZM109 237V236H108ZM121 237H123V235L121 236ZM130 237V236H129ZM138 237V236H137ZM136 237V238H137ZM141 237V236H140ZM146 237V236H145ZM156 237V236H155ZM201 237L202 236H197L196 238H194V243H195V246H194V251H193V253H194V255L196 256V258H198V261H199V263H202V261H204V259H205V256H206V251H205V249L204 248H202V247H200L201 245H202V241H201ZM206 237V236H205ZM21 238H23L24 239V236L23 237H21ZM51 238V237H50ZM53 238V237H52ZM72 238H73V236H72ZM76 238V237H75ZM84 238V237H83ZM111 238V237H110ZM109 238V242H110V239ZM127 238V237H126ZM133 238V237H132ZM151 238V237H150ZM46 239V238H45ZM65 239H67V238H64L63 240L65 241ZM89 239V238H88ZM102 239V238H101ZM107 239V238H106ZM117 239H119V237L117 238ZM122 239H124V238H122ZM128 239V238H127ZM130 239V241L132 240L131 238H129ZM128 239V240H129ZM140 239V238H139ZM152 239V238H151ZM20 240V239H19ZM59 240H61V239H59ZM68 240H69V238H68ZM85 241H87L86 240V237H85V239H84ZM91 240H92V237H91ZM112 240H115V239H112ZM126 240V239H125ZM137 240V239H136ZM143 239L141 238V240L140 241H142ZM179 240V239H178ZM178 240H176V241H178ZM190 240V239H189ZM39 241V240H38ZM43 241V240H42ZM45 241V240H44ZM50 241V240H49ZM52 242H53V240H51ZM55 241V240H54ZM74 242H75V240H73ZM77 241V240H76ZM105 241V240H104ZM133 241V240H132ZM139 241V240H138ZM137 241V242H138ZM180 241V240H179ZM191 241V240H190ZM25 242H26V238H25ZM29 242H30V240H29ZM46 242L48 243V241L46 240ZM45 242V243H46ZM52 242L50 243V244H52ZM67 242V241H66ZM78 242V241H77ZM83 242V241H82ZM88 242V241H87ZM94 242V241H93ZM97 242V240H95V243ZM102 242V241H101ZM121 242V241H120ZM136 242V241H135ZM135 242H134V244H135ZM136 242V243H137ZM182 242H183V240H182ZM188 241L186 240V242H185V240H184V243L182 244V245H184L185 243H187ZM8 242H6V244H7ZM22 243V245H29V244H25L24 243V240L21 242ZM24 243V244H23ZM43 244H45L44 242H42ZM42 243L40 244L41 246H43L42 245ZM46 243V244H47ZM60 243V242H59ZM64 243V242H63ZM67 243H70V242H67ZM103 243H105V242H103ZM112 243V242H111ZM113 243H115V242H113ZM122 243V242H121ZM121 243H119L118 245H120ZM126 241H125V245H126ZM177 243H179V242H177ZM181 243V242H180ZM189 243V242H188ZM187 243V244H188ZM204 243V242H203ZM263 243V242H262ZM4 244V243H3ZM32 244V243H31ZM35 244V243H34ZM56 244V243H55ZM75 244V243H74ZM80 244V243H79ZM78 244V245H79ZM139 244V243H138ZM157 244V243H156ZM192 243H190V245H191ZM205 244H206V242H205ZM1 245V244H0ZM8 245V244H7ZM39 245V244H38ZM48 245V244H47ZM65 245V244H64ZM68 245V244H67ZM69 245H71V244H69ZM67 246V247H70L71 248V246ZM76 245V244H75ZM74 245V246H75ZM94 245V244H93ZM98 245V244H97ZM104 245V244H103ZM103 245H101V246H103ZM123 245H124V243H123ZM122 245V246H123ZM178 245H180V244H178ZM189 245V244H188ZM189 245V246H190ZM206 245H208V244H206ZM2 246V245H1ZM4 246V245H3ZM3 246L1 247V249L3 248ZM37 246V245H36ZM40 246V247H41ZM46 246V245H45ZM51 246V245H50ZM58 246H59V244H58ZM73 246V245H72ZM80 246V245H79ZM82 246V245H81ZM107 246H108V243H107ZM112 246V245H111ZM113 246H114V244H113ZM112 246V247H113ZM139 246V245H138ZM189 246H188V248H189ZM26 247V246H25ZM31 247V246H30ZM39 247V248H40ZM48 247V246H47ZM52 247V246H51ZM87 246H86V244H85V248H86ZM100 247V246H99ZM117 247V246H116ZM124 247V246H123ZM122 247V248H123ZM134 247V246H133ZM141 247V246H140ZM146 247H148V246H146ZM154 247H156V246H154ZM177 247V246H176ZM181 248H183V247H185L186 248V245L185 246H180ZM263 247V246H262ZM27 248H29V247H27ZM54 248V247H53ZM58 248V247H57ZM60 248H62L61 246H60ZM63 248H65V246L63 247ZM69 248V249H70ZM81 248V247H80ZM90 248V247H89ZM95 248V247H94ZM104 248H106V246L104 247ZM108 249L110 248V246L109 247H107ZM115 248V247H114ZM121 248V247H120ZM125 248H127L126 246H125ZM131 248V247H130ZM136 248V247H135ZM149 248V247H148ZM187 248V249H188ZM259 248H261V246L259 247ZM11 249V248H10ZM32 249V248H31ZM44 249V248H43ZM47 249H49V248H47ZM50 249H52V248H50ZM79 249V248H78ZM82 249V248H81ZM88 249V248H87ZM146 248H144L143 249V251L145 250ZM153 249H155V248H153ZM152 249V250H153ZM5 250V249H4ZM24 250H26V248H24ZM33 250H35V249H33ZM37 250H38V247H37ZM37 250H35V251H37ZM45 250V249H44ZM53 250V249H52ZM58 250H59V248H58ZM62 250V249H61ZM86 250V249H85ZM84 250V251H85ZM102 250V249H101ZM110 250V249H109ZM113 250V249H112ZM118 250V249H117ZM117 250H116V252H117ZM137 250H139V249H137ZM137 250L135 251V253H137ZM183 250V249H182ZM190 250V249H189ZM261 250V249H260ZM8 251V250H7ZM7 251L4 253L5 255H7ZM29 251H31V250H29ZM47 251H50V250H47ZM57 251V250H56ZM60 251V250H59ZM91 251V250H90ZM90 251H88V252H90ZM103 251H104V249H103ZM108 251V250H107ZM106 251V252H107ZM114 251V250H113ZM124 251V250H123ZM128 251L130 252V250L128 249ZM127 251V252H128ZM134 250H132V252H133ZM178 251V250H177ZM181 251V250H180ZM191 251V250H190ZM189 251V252H190ZM255 251V250H254ZM257 251V250H256ZM262 251V250H261ZM260 251V252H261ZM1 252H3L2 250H1ZM53 252H55V250L53 251ZM58 252V251H57ZM86 252V251H85ZM92 252V251H91ZM122 252V251H121ZM121 252H120V254H121ZM125 252V251H124ZM127 252H126V254H127ZM154 252H156V251H154ZM154 252H153V254H154ZM186 252V251H185ZM188 252V251H187ZM208 252V251H207ZM252 252V251H251ZM263 252H264V250H263ZM48 253H50V252H48ZM93 253V252H92ZM108 253H111L110 251H108ZM140 253V252H139ZM28 254H30V253H28ZM33 254V253H32ZM51 254V253H50ZM53 254V253H52ZM56 254V253H55ZM107 254V253H106ZM112 254H113V252H112ZM111 254V255H112ZM138 254V253H137ZM142 254V253H141ZM152 254V253H151ZM153 254L152 255H150V256H153ZM158 254V253H157ZM250 254V253H249ZM259 254V253H258ZM263 254V253H262ZM27 255V254H26ZM34 255V254H33ZM44 255V254H43ZM104 255V254H103ZM111 255H109V254H107V257H109V256H111ZM124 255V254H123ZM122 255V256H123ZM130 255H132V254H130ZM139 255V254H138ZM156 255V254H155ZM182 255H183V253H182ZM0 256H2V255H0ZM15 256H17L16 254H15ZM23 256V255H22ZM25 256V255H24ZM30 256V255H29ZM35 256H37V254H35ZM55 256V255H54ZM100 256H102V255H100ZM117 256H118V254H117ZM117 256H115V257H117ZM134 256V255H133ZM132 256V257H133ZM158 256H159V254H158ZM176 256V255H175ZM181 256V255H180ZM184 256V255H183ZM252 256H253V254H252ZM261 256V255H260ZM263 256H264V254H263ZM262 256V257H263ZM8 257H9V254H8ZM8 257L7 258H2V257H0V258H2L1 260H5V259H8ZM13 257H14V255H13ZM148 257H149V255H148ZM147 257V258H148ZM185 257V256H184ZM189 257V256H188ZM187 257V258H188ZM244 257V256H243ZM246 257H247V254H246ZM250 257V256H249ZM46 258V257H45ZM50 258V257H49ZM95 258H96V256H95ZM105 258H106V255H105ZM104 258V259H105ZM114 258V257H113ZM125 258H126V256H125ZM153 258V257H152ZM157 258V257H156ZM186 258V259H187ZM192 258H194V257H192ZM207 258V257H206ZM210 258V257H209ZM237 258V257H236ZM18 259H19V255H18ZM27 259V258H26ZM30 260H31V258H29ZM33 259H34V257H33ZM38 259H40V258H38ZM37 259V260H38ZM51 259V258H50ZM99 259H101V257L99 258ZM118 259H120L119 258V256H118ZM122 259V258H121ZM121 259H120V261H121ZM174 259H175V261H178L177 259H179V257H174ZM182 259V258H181ZM180 259V260H181ZM249 259V258H248ZM252 259V258H251ZM17 260V259H16ZM45 260V259H44ZM43 260V261H44ZM96 260V259H95ZM110 260H111V258H110ZM127 260V259H126ZM126 260H125V262H126ZM129 260H130V258H129ZM131 260H133L132 258H131ZM155 260V259H154ZM183 260V259H182ZM188 260H189V258H188ZM254 260V259H253ZM7 261V260H6ZM8 261H12L13 262V260L11 259H8ZM8 261L6 262V263H8ZM33 261V260H32ZM41 261V260H40ZM39 261V262H40ZM43 261H42V263H43ZM48 261H50V260H48ZM93 261H94V259H93ZM102 261H103V259H102ZM108 261V260H107ZM150 261V260H149ZM152 261H153V259H152ZM207 261V260H206ZM211 261V260H210ZM238 261V260H237ZM249 261H251L250 259H249ZM256 261V260H255ZM5 262V261H4ZM18 263H19V261H17ZM104 262H105V260H104ZM123 262V261H122ZM121 262V263H122ZM138 262V261H137ZM188 262V261H187ZM241 262V261H240ZM252 262V261H251ZM254 262V261H253ZM6 263H3V264H6ZM11 263V262H10ZM16 263V262H15ZM26 263V262H25ZM24 263V264H25ZM81 263H82V261H81ZM102 263V262H101ZM106 263V262H105ZM112 263H113V261H112ZM121 263H119V264H121ZM124 263V262H123ZM130 263H132V262H130ZM148 262L146 261V264H147ZM158 263V262H157ZM156 263V264H157ZM180 263V262H179ZM193 263H194V261H193ZM196 263V262H195ZM199 263H197V264H199ZM237 263V262H236ZM247 263H249V262H247ZM256 263V262H255ZM9 264V263H8ZM13 264H14V262H13ZM41 264V263H40ZM46 264V263H45ZM49 264H50V262H49ZM76 264H77V262H76ZM84 264H85V262H84ZM87 264H89V263H87ZM91 264H93V263H91ZM104 264V263H103ZM111 264V263H110ZM136 264V263H135ZM149 264H153V263H151V262H149ZM170 264V263H169ZM182 264V263H181ZM185 264V263H184ZM189 264V263H188ZM203 264V263H202ZM205 264V263H204ZM207 264H208V262H207ZM242 264V263H241ZM244 264V263H243ZM246 264V263H245ZM262 264V263H261Z\"/></svg>",
  "mask_w": 264,
  "mask_h": 264
},
{
  "label": "crops",
  "instance_id": "0c3cea01",
  "mask_svg": "<svg viewBox=\"0 0 264 264\" xmlns=\"http://www.w3.org/2000/svg\"><path fill=\"white\" fill-rule=\"evenodd\" d=\"M22 29L26 32H33L38 28L32 30ZM9 30L11 29L0 32V98L9 97L11 94H15L19 89L23 88L26 79L30 75L28 69H34L45 61H53L52 57L63 47V45H56L53 41L57 37H65V35L57 34L58 32L56 31L54 34L50 32L48 34L39 32L38 39L34 42H28L25 48L21 50V54L18 50H4L2 48L5 43H10ZM18 42L16 40L14 43L15 46L20 45Z\"/></svg>",
  "mask_w": 264,
  "mask_h": 264
}]
</instances>
